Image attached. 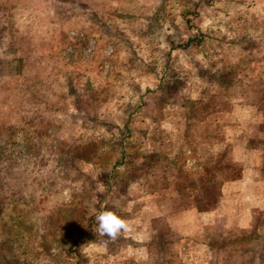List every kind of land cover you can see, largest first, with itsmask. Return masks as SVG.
<instances>
[{
    "label": "rangeland",
    "instance_id": "374dc122",
    "mask_svg": "<svg viewBox=\"0 0 264 264\" xmlns=\"http://www.w3.org/2000/svg\"><path fill=\"white\" fill-rule=\"evenodd\" d=\"M27 1L0 0V264H145L132 233L149 225L165 264V211L215 204L184 159L238 172L209 158L206 130L231 81L235 98L264 97L261 0H53L42 24ZM102 211L130 230L100 237ZM262 218L250 264H264Z\"/></svg>",
    "mask_w": 264,
    "mask_h": 264
},
{
    "label": "crops",
    "instance_id": "0c3cea01",
    "mask_svg": "<svg viewBox=\"0 0 264 264\" xmlns=\"http://www.w3.org/2000/svg\"><path fill=\"white\" fill-rule=\"evenodd\" d=\"M40 1L28 0L25 9L32 13L33 22L49 23L52 18L54 19L51 15L54 1L48 0L44 5ZM261 2L264 7V0ZM83 4H86L84 0ZM87 7L92 8L91 10L97 9L92 4ZM262 71V67H259V73ZM235 85L231 81V95L224 97V100L233 106L217 120L215 111L209 114L210 125L206 132L209 136L219 135L220 143L204 145V147H209V158L213 155L214 163L218 153L226 152L227 163L230 168L236 166L238 172L235 175L219 177L217 164L212 170V163L203 162L201 158L194 156L184 159V164L179 170L182 168L189 171L193 167L196 193L208 186L210 192L212 193L213 190L214 193L205 200H213L215 204L208 210L191 206L170 213L165 211L166 230L174 235L171 240L162 241L165 249V264L254 262L253 257H249L250 247L254 242L250 237L258 232L264 216V109L259 108L260 104H264V97L258 100L241 98V96L235 98L233 94ZM243 87L254 86L246 84ZM218 123L224 125L220 131L213 127ZM180 148L178 155L186 156L190 153L186 147H183L184 151L181 153ZM173 154H176V151H173ZM172 156L174 158L176 155ZM207 168L211 170L209 176L203 174L207 173ZM155 216L158 214L156 213ZM206 233L210 237L207 238ZM132 234L133 242L137 243L134 256L139 259L144 258L143 255L146 254L147 259L144 263L155 264V258L158 257L154 254L155 229L149 225L143 229H135ZM257 242L260 244L259 251L261 249L263 254L264 240ZM256 263L260 261L257 260Z\"/></svg>",
    "mask_w": 264,
    "mask_h": 264
},
{
    "label": "clouds",
    "instance_id": "9594fccd",
    "mask_svg": "<svg viewBox=\"0 0 264 264\" xmlns=\"http://www.w3.org/2000/svg\"><path fill=\"white\" fill-rule=\"evenodd\" d=\"M96 233L100 237H107L109 240H116L124 232L130 230L129 223L112 211H102L96 217ZM106 241H101L103 245Z\"/></svg>",
    "mask_w": 264,
    "mask_h": 264
},
{
    "label": "trees",
    "instance_id": "16d2710c",
    "mask_svg": "<svg viewBox=\"0 0 264 264\" xmlns=\"http://www.w3.org/2000/svg\"><path fill=\"white\" fill-rule=\"evenodd\" d=\"M153 229H155L154 227H152ZM167 232V231H166ZM172 238H174V235H173V233H169V232H167L166 234H165V240H171Z\"/></svg>",
    "mask_w": 264,
    "mask_h": 264
}]
</instances>
